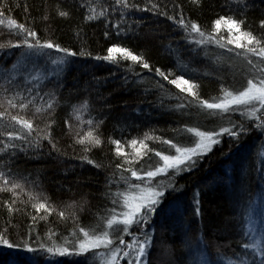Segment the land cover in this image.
Instances as JSON below:
<instances>
[{"label":"trees","instance_id":"1","mask_svg":"<svg viewBox=\"0 0 264 264\" xmlns=\"http://www.w3.org/2000/svg\"><path fill=\"white\" fill-rule=\"evenodd\" d=\"M127 2L138 9H151L155 4L156 9L124 10L121 26L127 29L131 25L132 33L117 36L116 29L111 26L120 20V12H112L115 0H0V6H7L0 7L5 11V15L0 17L4 20V24H0V43L19 39L13 30L6 27L7 20L11 18L35 30L41 40H53L77 53L68 58V70L52 78L50 59L30 62L20 56L18 49L0 53V83L5 76L27 81L28 86L39 88L43 102L49 98L46 93L55 95L53 110L35 113V107L42 105L41 99L37 98L19 114L33 119L38 129L51 124L57 150L53 151L48 141L43 140L40 149H29L27 155L10 148L0 152V161L14 160V163H9L12 171L29 177L28 182L18 181L24 185L23 191L17 190L18 195L0 192V235L10 241L38 247L39 243L63 246L67 240L71 249L77 237L81 236L79 227L103 230L105 221L101 217L111 207L106 193L117 191L116 183L109 184L108 181L117 180L121 174L131 179L130 173H123L116 165L125 159H136L134 148L130 146L132 139L144 140L152 150L141 164L134 166L155 165L159 160L155 151L168 154V146L163 144V140H175L185 145L191 143V134L177 130L185 126L201 130L229 126L226 120L222 121L201 109L199 100L180 93L175 86L156 76L155 68H161L166 74L170 69L175 75L183 74L199 85L200 99L218 100L222 96V86L239 91L251 78L253 72L244 50L235 49L230 53L216 45L199 48L188 45L183 30L168 16L176 21L183 17L189 25L196 22L206 34H212L213 21L220 16H235L246 21V30L261 37L264 36V28L261 27L264 0ZM90 8L97 14L106 10V18L86 21ZM59 10L67 11L69 16H58ZM220 35L226 42L228 33L222 30ZM113 44L128 47L143 56L152 66V71L139 65L129 68L131 62L128 61L117 66L94 59L98 55H106L107 48ZM169 45L180 55L179 69L173 56L169 55ZM189 48H197V51H189ZM8 51L13 54L7 56ZM81 52L86 54L80 55ZM237 52L241 55L237 56ZM51 55L55 58L59 54L53 51ZM248 58L253 63L258 62L255 56L249 55ZM14 64H17L16 70ZM157 82L162 83L164 89H159ZM85 102L88 106L80 113L81 119H77L74 108ZM181 102L186 107L177 109L176 105ZM0 105H3L0 111L7 107L2 94ZM11 111L13 114L18 112ZM232 119L236 122L243 119L249 134L241 136L238 142L225 137L222 146L205 156L191 172L158 178L165 184H173L175 190L167 187L164 190L166 202H171L177 211L170 220L162 222L157 217L155 229H149L155 236L151 264H244L245 261L251 264L253 251L242 248V243L253 241L248 234L244 235L248 218L257 231L261 230L263 237L260 243L264 248V131L254 127L257 121L241 117L239 113ZM88 120L93 121V130L97 123L103 121L98 129L102 143L86 153L84 146L76 141L90 130ZM4 130L0 128V131ZM146 136L152 139H145ZM113 140L121 141L125 156L117 155ZM13 151H17L16 157H12ZM84 156L100 167L88 164L83 160ZM0 170L7 169L0 166ZM119 187L123 190L124 185ZM197 191L200 193V217L196 216L193 205ZM30 193L41 195L33 199ZM43 202L49 205L50 213L36 212L33 205ZM61 212L65 214L63 218ZM124 238L131 241V236ZM9 254L10 250L0 248V260H6ZM47 260L48 264H88L86 260L92 261L93 258L90 252L80 257L55 256Z\"/></svg>","mask_w":264,"mask_h":264},{"label":"snow or ice","instance_id":"2","mask_svg":"<svg viewBox=\"0 0 264 264\" xmlns=\"http://www.w3.org/2000/svg\"><path fill=\"white\" fill-rule=\"evenodd\" d=\"M115 5L112 7V12L119 11L120 20L111 26L116 29L115 34L117 36H128L132 33V26L129 25L127 29L121 26L125 18L124 10L137 8V6L129 5L127 0H115ZM0 7L6 8L7 6L3 5ZM155 9V4L152 5L151 9L147 7L144 9L137 8V10L143 11ZM89 12L90 14L85 16L86 21H95L99 17L106 18V10H102L97 14L95 9L90 8ZM4 15L5 11L0 10V17ZM58 16L66 18L69 13L59 10ZM45 19H47V16H45ZM168 19L173 20L183 30L188 45H196L197 48L204 45H216L230 53L235 49L244 50L245 59H247L248 64L252 68L253 74L251 78L247 79L246 86L239 91L224 89L222 86V96L218 100L200 99L199 85L191 79L185 78L183 74L175 75L171 69L166 74L161 68H155L156 76L175 86L180 93H186L193 100H199L198 106L201 109L206 110L209 115L218 116L222 121L226 120L229 126L221 125L218 130H201L199 127L185 126L184 129L177 130L181 133L186 131L191 134L193 137L191 143L185 145L175 140H163V144L168 146V154L155 151V156L159 158L155 165L134 166L141 164L152 150L148 148L144 140L132 139L130 146L134 148L136 159L134 161L125 159L123 163L116 165V168L122 169L123 173H130L131 179L128 175L121 174L117 180L108 181L109 184L116 183L117 191L106 193V196L110 199L111 207L107 208L106 215L101 217L105 221L103 230L97 231L96 229L79 227L78 231L81 236L77 237L71 249L69 247L70 242L67 240H65L63 246H46L44 243H39L38 247H34L30 243H16L0 235V248L10 250L8 258L0 260V264H48V257L71 255L80 257L90 252L92 253V258L98 259L100 264H121L122 261H126L127 264H151L150 257L155 236L154 231L149 229H155L157 217L162 222L170 220L177 211L171 202H166V192L164 190L166 187L175 190L173 184L171 182L165 184L162 180L158 181V178H170L181 173L191 172L198 167L205 156L213 152L218 146H222L225 137L238 142L241 136H247L250 130L244 120L236 122L232 119L236 113L248 120L257 121L254 127L257 130L264 131V36L258 37L252 31L246 30L244 27L246 21L237 19L235 16H220L214 20L212 34H206L196 22H191L189 25L183 17L178 21L172 16H168ZM0 24H4L3 19H0ZM6 27L9 30H13L19 39L15 42L0 43V53H3L4 50L18 49L20 50V56L30 62L38 63L46 58L50 59L53 66L50 78L56 77L58 73L66 72L69 66L68 58L77 55L76 52L69 48L61 47L59 43H55L53 40H41L35 30L26 27L23 23H18L15 19L9 18ZM261 27L264 28V20L261 21ZM222 30L228 33L226 42L225 37L220 35ZM105 36H108L107 31ZM229 45L234 47L230 48L228 47ZM197 48H189L188 50L196 52ZM53 51L59 54L55 58H52L51 55ZM168 52L177 62V68H181L180 55L177 49L169 45ZM12 54L11 51L7 52V56ZM85 54L84 52L80 53V55ZM236 55L239 56L241 53L237 52ZM249 55L257 57L258 62L253 63L248 58ZM7 56H5V59ZM94 59L117 66L122 61H128L131 62L129 68L139 65L144 70L152 71V66L143 56L119 44L109 46L106 55H98ZM17 64H14L13 68H16ZM182 67L186 68L187 65ZM173 76L174 78H170ZM157 87L164 89L165 86L157 82ZM9 93H11L10 97ZM0 94L4 95L7 104L4 111H0V128L5 129L0 131V137H6V139H0V145H3L0 148V152L10 148L27 155L29 149L34 151L40 149L42 147L41 141L43 140H47L52 150L56 151L57 143L52 135L51 124L46 128L38 129L33 119L19 114L24 112L37 98L41 99L42 105L35 107V113L53 110L55 95L46 93L45 95L49 98L46 102H43L44 98L40 96L37 86H28L27 81L7 76L3 78V83H0ZM87 106V102H85L81 107L74 108L77 119H81L80 113ZM0 107H3V105H0ZM185 107L186 104L184 102L176 105L177 109H184ZM11 110H18V112L13 114ZM5 120L6 123L4 122ZM87 123L90 126V130L79 136L76 141L84 146L86 153L90 152L93 147L101 145L102 141L99 138L98 129L103 121L95 125V130L91 128L93 125L92 120H88ZM145 139H152V137L146 136ZM14 141L19 143H14ZM112 143L117 146V155L125 156L121 141L113 140ZM137 144L140 147L137 148ZM237 146H239L238 143ZM11 155L16 157L17 151H13ZM150 159L151 157H149ZM83 160L90 165L100 167L87 156H84ZM9 163H14V160L10 162L0 161V166L7 169L6 171L0 170V192L18 195L17 190L23 191L24 188V185L18 181L22 179L28 182L29 177L13 172L9 167ZM125 165L129 166L125 167ZM121 184L124 185L123 190L119 187ZM36 187H39V185H36ZM29 195L30 198L36 199L41 193H36L35 195L30 193ZM199 196L200 193L197 191L193 200L197 217L202 215ZM33 207L38 213L41 210L47 213L51 212L46 202L34 204ZM64 215V212L60 213L61 218ZM161 227H163V224H161ZM244 235H247V233H244ZM126 236H131V241H126L124 238ZM32 243L36 242L33 241ZM242 248L253 251L254 257L251 260V264H264V248H262L259 240L253 243L244 242L242 243ZM244 264H247V261Z\"/></svg>","mask_w":264,"mask_h":264},{"label":"rangeland","instance_id":"3","mask_svg":"<svg viewBox=\"0 0 264 264\" xmlns=\"http://www.w3.org/2000/svg\"><path fill=\"white\" fill-rule=\"evenodd\" d=\"M14 70H16V69L14 68ZM192 139H193V137L190 135V140H192ZM246 230H247L246 231L247 234L251 237V239H253L252 243L255 242L256 240H259L261 242V239L263 237L261 234V230L257 231L255 224L252 222V220L250 218H248V220H247ZM86 262L88 264H100L98 259H93L92 261L86 260ZM121 264H127V262L122 261Z\"/></svg>","mask_w":264,"mask_h":264}]
</instances>
